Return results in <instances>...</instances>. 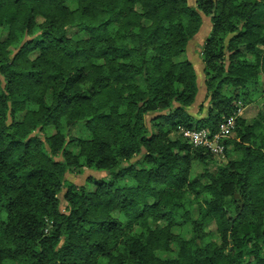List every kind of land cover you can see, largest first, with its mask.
I'll use <instances>...</instances> for the list:
<instances>
[{
  "label": "trees",
  "instance_id": "16d2710c",
  "mask_svg": "<svg viewBox=\"0 0 264 264\" xmlns=\"http://www.w3.org/2000/svg\"><path fill=\"white\" fill-rule=\"evenodd\" d=\"M192 1L0 0V264H264V0Z\"/></svg>",
  "mask_w": 264,
  "mask_h": 264
},
{
  "label": "rangeland",
  "instance_id": "374dc122",
  "mask_svg": "<svg viewBox=\"0 0 264 264\" xmlns=\"http://www.w3.org/2000/svg\"><path fill=\"white\" fill-rule=\"evenodd\" d=\"M188 2L190 4L193 3L192 0H188ZM208 22V18L207 17H204V19L202 20L201 22V28L199 30V32L194 36V38L191 40L190 44L187 46V50L185 52V55H187V57L189 59H191V61L194 63V66L196 68V72H197V83L199 84V94L197 96H199V99L202 100L203 99V94L204 92L202 93V90H203V75L200 71L201 69V63L199 62L198 60V57H199V52H200V43L201 41L203 40V34H206V23ZM73 29H71L69 31V33H75L72 31ZM78 34V33H77ZM79 34H82V33H79ZM192 49H195V52L193 53ZM184 56V55H183ZM200 63V64H199ZM257 103L253 104V105H249L245 108L244 112H243V115L247 120L251 119L256 110H257ZM81 129H83L81 127V125L79 126H76L75 128H73L71 130V134H76V135H81ZM200 170V167L199 166H195L193 167V173H196ZM87 174H94V175H100L101 172H98V171H95V170H90V169H85L84 173L82 174H74V173H67L66 174V177L74 182V183H82L86 177ZM188 230L189 228L187 226H184V228L181 230H177L178 232L182 231L183 234H188ZM206 230L208 231L209 233V239H216V234L214 232V226L213 224H209L206 228Z\"/></svg>",
  "mask_w": 264,
  "mask_h": 264
},
{
  "label": "built area",
  "instance_id": "2783aa9c",
  "mask_svg": "<svg viewBox=\"0 0 264 264\" xmlns=\"http://www.w3.org/2000/svg\"><path fill=\"white\" fill-rule=\"evenodd\" d=\"M241 112V102L238 101L233 112L222 119L218 130L213 134H211L209 130L204 127H180L179 132L193 145L205 146L215 154H222L224 150L223 139L232 135L236 125L235 118L237 115L241 114Z\"/></svg>",
  "mask_w": 264,
  "mask_h": 264
},
{
  "label": "crops",
  "instance_id": "0c3cea01",
  "mask_svg": "<svg viewBox=\"0 0 264 264\" xmlns=\"http://www.w3.org/2000/svg\"><path fill=\"white\" fill-rule=\"evenodd\" d=\"M192 51H193V53L195 52V49H192ZM198 60H199V58H198ZM200 64V63H199ZM204 91H202V93H203ZM199 94V92L197 93V95ZM199 101H200V99H199V96H197V100L195 101V103L193 104V106H192V109H194L193 111L194 112H196L195 111V108H196V104H198L199 103Z\"/></svg>",
  "mask_w": 264,
  "mask_h": 264
},
{
  "label": "water",
  "instance_id": "95a60500",
  "mask_svg": "<svg viewBox=\"0 0 264 264\" xmlns=\"http://www.w3.org/2000/svg\"><path fill=\"white\" fill-rule=\"evenodd\" d=\"M241 205V204H240Z\"/></svg>",
  "mask_w": 264,
  "mask_h": 264
}]
</instances>
